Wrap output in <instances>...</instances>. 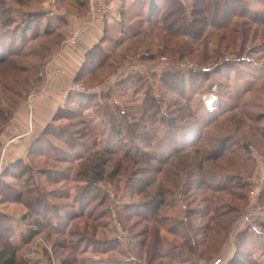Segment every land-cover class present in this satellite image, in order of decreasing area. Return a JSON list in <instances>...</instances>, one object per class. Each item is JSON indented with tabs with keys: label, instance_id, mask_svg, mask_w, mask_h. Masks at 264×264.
<instances>
[{
	"label": "rangeland",
	"instance_id": "rangeland-1",
	"mask_svg": "<svg viewBox=\"0 0 264 264\" xmlns=\"http://www.w3.org/2000/svg\"><path fill=\"white\" fill-rule=\"evenodd\" d=\"M110 1L95 15L93 0H25L24 5L0 0L3 49L15 44L10 54L4 50L0 55V116L12 113L7 124L0 118V137L22 108L30 117L36 108L49 115L43 100L55 101L49 119L34 135L44 141L43 146L32 156L27 151L0 173L8 184L0 188V221L13 229L10 240L17 247L16 264H264V214L260 213L264 210V137L259 132L264 118L256 121L264 117V0H244L251 16H235L226 28L205 26L198 38L184 36L180 17L162 24L159 14L166 9L162 0L161 13L151 16L149 0H123L120 16L117 10L114 17L107 14ZM180 1L188 19L193 11L203 19L204 6L211 0L202 1L203 8L192 0ZM211 9L213 13L215 6ZM31 17L33 30L23 35V24ZM83 17L87 24L100 18L107 23L95 45L98 52L102 50L98 61L103 67L67 84L71 70L78 66L79 72L90 51L81 55L69 50L79 45L75 25ZM164 26L179 29L171 34ZM62 56L58 64L69 72L66 76L55 63ZM168 73L180 74L186 87L180 89L179 78L169 79ZM80 95L94 99L79 107L75 103ZM150 97L158 104L150 114L158 120L152 127L155 145L159 141L168 145L160 140L168 135L167 123L178 129L194 124L192 118H180L181 107L193 116L216 114L220 106L228 110L220 132L211 134L213 141L243 140L251 144L254 161L230 156L223 163H208L206 171L214 177L217 172L240 177V181L222 191L200 187L189 177L190 169L194 170V165L189 169V157L196 160L195 154L166 159L146 148L131 132L134 126L148 127L140 108ZM59 109L73 114V119L54 123ZM114 118L126 125L121 136L113 129ZM50 124L56 137L44 134ZM204 147L209 149L211 144L200 147L199 154ZM103 151L111 153L103 158L108 175L91 186L93 195L82 200L90 187L80 174L87 167L86 158ZM145 151L166 160L153 162L151 168L136 163L134 156ZM125 153L132 158H124ZM25 165L30 167L27 176L17 178ZM145 181L153 182L152 186L137 194ZM23 187L30 188L32 197L45 199L48 207L30 210L31 199L16 198ZM152 204L160 206L155 217L147 212ZM43 215L48 217L44 220ZM48 222L57 228L47 227Z\"/></svg>",
	"mask_w": 264,
	"mask_h": 264
},
{
	"label": "trees",
	"instance_id": "trees-1",
	"mask_svg": "<svg viewBox=\"0 0 264 264\" xmlns=\"http://www.w3.org/2000/svg\"><path fill=\"white\" fill-rule=\"evenodd\" d=\"M24 1L25 0H18L19 4L21 3L22 5H24ZM162 1L164 2L166 6V9L162 11V14H159L160 12V8L158 6L159 0H149L148 1L149 3L147 4L148 5L147 8L149 11L148 13L149 16L154 15V14L161 15L159 19L162 22V24L165 26L167 24V20H170L171 18H174V17L175 18L180 17L181 21H184L185 23V25L180 27V31L181 30L184 31V36L188 34V35H193L196 38H198L201 35L205 26L211 25L216 28H219V27L226 28L230 25L231 18L235 16L236 17H247L248 14L252 12L249 6L244 2V0H215V2L214 0H211L212 2L208 1L207 5L204 6L206 7L204 9V14L206 15L205 18L197 19V17H195L196 11H193L192 19H188L186 17V13H187L186 9L180 0H162ZM192 1L201 7L203 6L202 1L204 0H192ZM213 5L215 6V10L213 11V13H211L212 12L211 6ZM225 16H227L226 20H225ZM220 18H221V21H220ZM33 27H34V21L32 20V17H31L30 19H28L27 23L23 24V27H22L23 35L24 34L26 35L28 31L33 30ZM165 29L169 33H171L170 31H172V28L170 26L165 27ZM178 29L179 28H177V30ZM177 30L172 31V32L176 33ZM46 32H48V30ZM12 38H14V36L9 37L10 40H12ZM3 43L4 42L0 40V55H2L3 52H5L4 50H7L8 53L10 54V52L14 49L15 44L8 43L6 48L3 49ZM96 46H94L87 53V57L84 62V65L80 69V71L77 73L74 79L76 82H78L80 79H82L85 76L93 74L97 69L98 70L100 68L102 69L103 67L102 61L101 60L98 61L99 56L103 55L102 50L98 52V50L96 49ZM2 59L3 57L0 56V62L3 61ZM168 74L169 75L167 74L166 75L167 77L170 76L169 79L176 78V77L179 78L180 89H183L186 87V84H185L186 80L184 78L182 79L181 78L182 76L180 74H177V73H168ZM167 77L166 76L164 77L166 82H167ZM72 97L73 95L69 94V98H72ZM93 99L94 98L92 96L80 95L78 96V100H76L77 103L75 104L76 106L80 107L84 104H88V102L89 103L92 102ZM157 106H158L157 101L153 97H150L147 101H145L144 104L140 108L142 112V115L140 117L143 119V122L148 121L149 123L148 127L146 128V127H141L138 125L136 128V126H134V130L131 132L132 134L134 133V135L139 140H141L142 142H145L146 148L149 147L150 151L156 152V154L161 153L162 155H165V157L168 156L166 159H168L169 157L175 158L178 156V154L185 153V152H189V156H192V154H195V158L197 161L193 160L192 157H189V169L191 166L194 165V170L190 169L191 171H189V177L193 176L197 181L195 182L196 183L199 182L198 185L200 184L199 185L200 187L205 185V187L208 189L214 188L216 191L217 190L222 191V190L228 189L229 183L233 184L234 181H240L239 179L240 177L238 178L236 176H226L218 172L216 173L217 175H215L217 177H214L212 175V172L208 173V171H206L209 168V167H206L208 163L214 164V161L223 163V161L226 159L228 160V157L230 156L239 157L245 162L254 161V158L251 156L252 155L251 154L252 152L251 144L243 140L240 141V139L237 140L234 137H232L231 139H229L228 137H224L222 139H219V141H217L216 143L213 141L214 135L213 137H211V134L212 133L214 134V132L215 134L220 132L219 127L222 125V123H224L222 119L226 117V115L229 113L228 110L224 108H223L224 110H222L220 106L216 114L193 116V113L191 114V112L186 109L187 107L186 108L181 107L179 111L180 118H183V119L184 118L186 119L187 117L192 118L194 121V124L188 127L186 126L185 128L178 129L179 126L173 127L172 124L170 123L166 124L165 121H161V124H166L168 126V135L166 137L163 136L160 139L161 141H164L166 142V144H168L167 146H164L161 144L160 141L156 143V145L153 144L154 140H156V136H155L156 133H154L152 127L154 123L158 122V120L156 121V117L155 116L153 117V115H150V114L151 112H154L157 109ZM72 116L74 117V115L68 113L67 110L59 109V111L55 114L53 121L55 123V121H59L61 119L72 120L73 119ZM10 117H12V113H9V114L7 113L6 117L5 115L3 117V114L0 116V118H2L1 121L5 124H7L6 123L7 119H9ZM263 118L264 117L262 115L258 116L256 118V121L260 122L261 120H263ZM232 121H233V118H232ZM50 126L51 124L47 126V129L44 132V134L49 133L50 135H53L56 137V134L52 130L53 128H51ZM125 127L126 125L124 126L123 122H121L117 118H114L113 129H115L116 133H118L119 136H121L124 133ZM259 129H260L259 132L264 137V126ZM57 136H58L57 138H59V135ZM43 142L44 141H41V139H38V138L34 139L28 151L29 156H32V154L36 153L35 150L40 148V146H43L42 145ZM66 144H69V142H67ZM205 144H211V147H209L210 151L207 152L206 150L207 147H204V149H202V152L199 154L198 150H201L200 147L204 146ZM235 147L237 149L233 150ZM239 148L240 150H238ZM150 151L142 152V154L137 153L136 156H134V158L136 159L134 158L133 159L136 160V163H142V162L145 163V165L148 168H151L153 166L152 165L153 162H163V160H166L165 157L164 158L160 157L161 160H158L157 159L158 155L157 157H153ZM125 154L126 155H124L125 156L124 158H128V157L132 158L130 156V153L129 154L125 153ZM107 155H111V153L108 151L107 152L103 151L102 153H96L94 155L90 154L86 158L87 167H85V170L83 171V173L81 172L80 174H81V177L85 178L84 180L90 187L88 188L89 191H87L85 195L81 196L80 199L84 200L86 196L89 195L90 197L91 195H93L92 192L94 191H92V188L99 182H102L105 179V176L108 175L107 161H104L103 159ZM82 158L83 157H81V159ZM29 168L30 167L27 165H25L23 168H20L17 178L23 179L24 176H27ZM149 170L150 169H148V171ZM204 175H205V178H204ZM198 177H202V179L199 180ZM210 181H212V183L206 185L207 183H210ZM214 183L215 185L211 187L212 184ZM144 184H146V186L143 187ZM152 184L153 182L151 183V181L142 182L140 184V188L138 187L139 193L137 194L144 193L143 189L149 186H152ZM7 185L8 184L4 183L3 179L2 180L0 179V188H2V186L5 187ZM91 186L93 187L91 188ZM9 187L11 188V185H9ZM27 188L24 189L23 187L24 189L23 193L22 194L20 193V195L18 194L16 198H19L21 195H25L29 198L28 200L31 199V204H29L30 210L31 209L36 210V208L37 207L39 208V206L41 207V205L43 206L45 205V207L46 206L48 207L49 204L46 202L45 199H42L39 197L38 198L32 197L31 195L32 192L29 191L30 188L29 187ZM33 189L35 188L33 187ZM261 194L264 195V184L262 185V188H261ZM2 196H3V193L0 191V198ZM159 207L160 206L157 204L156 205L152 204V207L147 208V212L151 213V215L155 217L159 211ZM27 217L23 216V219H26ZM43 217L45 220L48 216L43 215ZM35 222H41V221H38L36 219ZM37 224L43 225V222L37 223ZM46 225L47 227H50L52 229L57 228L56 225L55 224L53 225L51 222L46 223ZM262 227L264 229V222L262 223ZM12 231L13 229L11 225H9V223H5L4 220L2 221V223L0 221V243H1L0 244V264H16L17 262V259H16L17 247L15 245H12L11 240H10V233Z\"/></svg>",
	"mask_w": 264,
	"mask_h": 264
},
{
	"label": "crops",
	"instance_id": "crops-1",
	"mask_svg": "<svg viewBox=\"0 0 264 264\" xmlns=\"http://www.w3.org/2000/svg\"><path fill=\"white\" fill-rule=\"evenodd\" d=\"M122 5H123V0L122 2L121 0H111L107 14H109L112 17L116 16L115 15L116 11L118 10L119 7H121L120 9H122ZM118 14L120 16V11L118 12ZM82 19L84 20H79V22H76V25H75V29H76L75 38H76V42L77 41L79 42V45H77L76 48H71L69 50H71V52H74V53L79 52L81 53V55L82 54L85 55L89 50H91L101 40L103 32L105 31L103 29L105 27L104 25H106L107 23L106 22L101 23L102 19L105 20L104 18H100L97 20L95 19L96 21H94V23H91V24L90 23L87 24L86 17H83ZM107 21L108 22L112 21V19L111 20L108 19ZM67 52H70V51L65 50V53ZM67 57H68L67 60L70 63H72V59H70V56L68 55ZM63 58L64 57L62 56L55 61V63H57L58 68H60V71H61L60 74L62 76H63V73H65L66 71L62 70V67L58 64V62H61V60L63 61ZM74 70L73 69L71 70L70 75L68 74L69 72L65 73V76L66 74H68L70 78L67 84H69L70 81L73 82V79H75V75L78 72L77 70H79L78 66H76ZM54 83H55L54 81L49 80L50 85L53 84L55 86L56 84ZM60 92L61 90L58 91V94ZM43 101L47 103L45 105V110L50 108L49 110H47L50 112L49 115L48 114L45 115L42 112H40L38 108L36 109L34 108L36 110L35 115H33V117L32 116L30 117V114L28 113L27 108H22L16 113L13 119V122H11V124L9 125L5 133L1 135L0 137V173L4 167L23 158V155H25L27 151H29V147L32 141L34 140V135L42 130L45 122L49 119L50 114L54 110L53 102L55 101L49 98L46 100L44 99ZM36 103H37V99L32 102V105L35 106Z\"/></svg>",
	"mask_w": 264,
	"mask_h": 264
},
{
	"label": "built area",
	"instance_id": "built-area-1",
	"mask_svg": "<svg viewBox=\"0 0 264 264\" xmlns=\"http://www.w3.org/2000/svg\"><path fill=\"white\" fill-rule=\"evenodd\" d=\"M108 1L109 0H93V2L96 3V5L94 7V10H93V12L95 13V15L101 14V12L106 9V3H108ZM260 213L261 214H264V210L262 211L260 209Z\"/></svg>",
	"mask_w": 264,
	"mask_h": 264
}]
</instances>
